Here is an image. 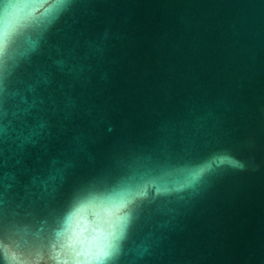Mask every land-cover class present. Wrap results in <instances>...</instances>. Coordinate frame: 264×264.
<instances>
[{
    "label": "water",
    "instance_id": "1",
    "mask_svg": "<svg viewBox=\"0 0 264 264\" xmlns=\"http://www.w3.org/2000/svg\"><path fill=\"white\" fill-rule=\"evenodd\" d=\"M14 2L0 264H264V0Z\"/></svg>",
    "mask_w": 264,
    "mask_h": 264
},
{
    "label": "clouds",
    "instance_id": "2",
    "mask_svg": "<svg viewBox=\"0 0 264 264\" xmlns=\"http://www.w3.org/2000/svg\"><path fill=\"white\" fill-rule=\"evenodd\" d=\"M38 2L39 0H15V2L7 9V15L11 19H15L19 16H22L27 10V7L29 5H32ZM65 2L66 0H57V3H60V4H63ZM225 159H227L230 163H238L234 160L233 157H226ZM240 167H243V165H240ZM186 187L193 191L195 190L191 184V181H189Z\"/></svg>",
    "mask_w": 264,
    "mask_h": 264
},
{
    "label": "snow or ice",
    "instance_id": "3",
    "mask_svg": "<svg viewBox=\"0 0 264 264\" xmlns=\"http://www.w3.org/2000/svg\"><path fill=\"white\" fill-rule=\"evenodd\" d=\"M15 243L17 242L14 239L5 240L4 236H0V246H3L5 244H8L9 246H13Z\"/></svg>",
    "mask_w": 264,
    "mask_h": 264
}]
</instances>
